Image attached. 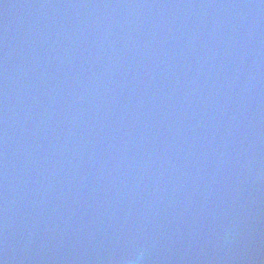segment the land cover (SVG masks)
<instances>
[{
	"label": "water",
	"instance_id": "obj_1",
	"mask_svg": "<svg viewBox=\"0 0 264 264\" xmlns=\"http://www.w3.org/2000/svg\"><path fill=\"white\" fill-rule=\"evenodd\" d=\"M130 261L264 264V0H0V262Z\"/></svg>",
	"mask_w": 264,
	"mask_h": 264
},
{
	"label": "clouds",
	"instance_id": "obj_2",
	"mask_svg": "<svg viewBox=\"0 0 264 264\" xmlns=\"http://www.w3.org/2000/svg\"><path fill=\"white\" fill-rule=\"evenodd\" d=\"M142 253L140 254V257H142ZM139 258V257H138ZM129 264H136V261H130Z\"/></svg>",
	"mask_w": 264,
	"mask_h": 264
},
{
	"label": "snow or ice",
	"instance_id": "obj_3",
	"mask_svg": "<svg viewBox=\"0 0 264 264\" xmlns=\"http://www.w3.org/2000/svg\"><path fill=\"white\" fill-rule=\"evenodd\" d=\"M0 264H2V262H0Z\"/></svg>",
	"mask_w": 264,
	"mask_h": 264
}]
</instances>
